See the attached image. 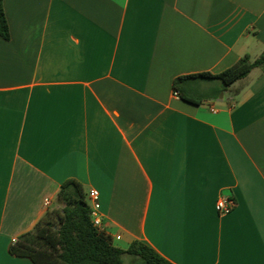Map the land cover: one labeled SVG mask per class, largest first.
<instances>
[{"label":"crops","instance_id":"1","mask_svg":"<svg viewBox=\"0 0 264 264\" xmlns=\"http://www.w3.org/2000/svg\"><path fill=\"white\" fill-rule=\"evenodd\" d=\"M2 5L0 264H33L9 247L69 178L98 191L116 248L139 241L170 264H264V71L200 105L172 88L257 58L264 0ZM220 195L236 203L226 215Z\"/></svg>","mask_w":264,"mask_h":264},{"label":"trees","instance_id":"2","mask_svg":"<svg viewBox=\"0 0 264 264\" xmlns=\"http://www.w3.org/2000/svg\"><path fill=\"white\" fill-rule=\"evenodd\" d=\"M9 28L0 0V38L9 39ZM264 71V51L252 60L244 55L218 74L198 73L177 77L172 88L181 100L200 105L219 98L234 83L244 79L252 69ZM211 83L209 93H200L192 82ZM83 185L69 178L62 182L53 208L37 221L34 228L16 238L9 253L27 258L33 264H170L145 244L134 241L128 249L112 246L110 237L98 232L91 223L89 205ZM130 260L125 263L123 258Z\"/></svg>","mask_w":264,"mask_h":264},{"label":"built area","instance_id":"3","mask_svg":"<svg viewBox=\"0 0 264 264\" xmlns=\"http://www.w3.org/2000/svg\"><path fill=\"white\" fill-rule=\"evenodd\" d=\"M174 95L178 96L177 91H174ZM86 199L89 205L90 218L93 227L100 233L105 232L102 216L100 214V204H99V193L96 189H89L86 194ZM46 206L49 202L45 203ZM236 203L234 199L227 195H220L215 202L214 208L218 215H226L233 210ZM118 238V237H117Z\"/></svg>","mask_w":264,"mask_h":264},{"label":"rangeland","instance_id":"4","mask_svg":"<svg viewBox=\"0 0 264 264\" xmlns=\"http://www.w3.org/2000/svg\"><path fill=\"white\" fill-rule=\"evenodd\" d=\"M208 83V82H207ZM207 87V86H206ZM210 90H207V88L205 89V91L203 93H208ZM225 95H228V93H225ZM61 206L58 204L54 203V208H60ZM53 209V208H52Z\"/></svg>","mask_w":264,"mask_h":264}]
</instances>
